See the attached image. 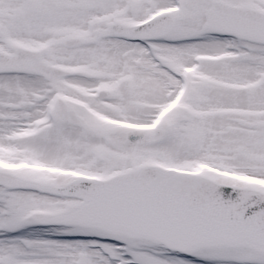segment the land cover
I'll return each instance as SVG.
<instances>
[{
	"label": "snow or ice",
	"instance_id": "6c2138e0",
	"mask_svg": "<svg viewBox=\"0 0 264 264\" xmlns=\"http://www.w3.org/2000/svg\"><path fill=\"white\" fill-rule=\"evenodd\" d=\"M0 264H264V0H0Z\"/></svg>",
	"mask_w": 264,
	"mask_h": 264
}]
</instances>
